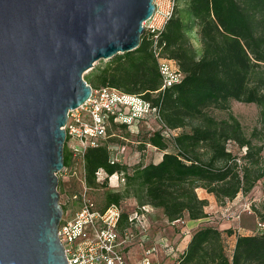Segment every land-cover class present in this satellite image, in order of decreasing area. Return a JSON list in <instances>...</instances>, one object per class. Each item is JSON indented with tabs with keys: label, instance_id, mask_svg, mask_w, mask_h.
<instances>
[{
	"label": "trees",
	"instance_id": "1",
	"mask_svg": "<svg viewBox=\"0 0 264 264\" xmlns=\"http://www.w3.org/2000/svg\"><path fill=\"white\" fill-rule=\"evenodd\" d=\"M161 43L186 74L164 91L157 92L162 78L146 34L139 47L117 54L85 80L93 88H114L151 101L159 108L161 120L171 129H180L179 133L169 142L159 130L144 132L142 144L163 151L158 161L147 164L112 163L106 146L88 148L85 181L91 187L107 186V179L97 181L101 168L109 176L123 175V188L107 191L103 208L133 198L139 210L143 206L162 209L171 223L184 217L207 218L209 200L198 189L225 204L251 192L261 180L264 187V0H177ZM231 100L257 104L261 128L247 136L232 112L224 118L209 113L210 108L229 110ZM124 130L131 133L112 121L110 140L129 141L120 134ZM169 143L176 151H166ZM230 145L241 151L234 152ZM71 162L65 143L64 164ZM253 210L264 222V196L261 207ZM132 213L124 210L119 224L122 233L133 226ZM226 232L234 234L230 227ZM235 235L229 249L224 231L202 226L173 264H264V231Z\"/></svg>",
	"mask_w": 264,
	"mask_h": 264
},
{
	"label": "water",
	"instance_id": "2",
	"mask_svg": "<svg viewBox=\"0 0 264 264\" xmlns=\"http://www.w3.org/2000/svg\"><path fill=\"white\" fill-rule=\"evenodd\" d=\"M153 0H0V264H68L59 238L68 113L84 73L140 46Z\"/></svg>",
	"mask_w": 264,
	"mask_h": 264
},
{
	"label": "built area",
	"instance_id": "3",
	"mask_svg": "<svg viewBox=\"0 0 264 264\" xmlns=\"http://www.w3.org/2000/svg\"><path fill=\"white\" fill-rule=\"evenodd\" d=\"M153 3L154 13L143 26L162 78L161 87L157 90L160 92L180 83L186 74L177 61L165 53L161 43V35L177 8V0H153ZM152 117L156 127L146 131L138 129L143 121ZM112 121L125 125L130 132L136 133L137 139L132 141L134 144H142V134L151 130H159L169 142L180 131L171 129L161 120L159 108L153 106L151 101L114 88L92 87L90 97L82 105L69 111L67 123L63 127L72 161L76 157L84 161V154L90 147L106 146L111 153L112 163L125 164L123 154L126 143L110 140L114 135L110 132ZM146 147L159 150L147 143ZM113 176L125 182L123 175L118 173L109 176L103 168L97 171V181L100 183ZM73 199L79 200V196L76 194ZM124 210L122 203H111L103 208L91 199H83L72 217H65L63 213L58 235L68 264H130L125 250L130 246L128 242L134 225L143 223L148 209L143 206L141 210H135L130 217L133 226L122 233L119 224ZM156 251V245L147 247L137 264H160L152 257Z\"/></svg>",
	"mask_w": 264,
	"mask_h": 264
},
{
	"label": "rangeland",
	"instance_id": "4",
	"mask_svg": "<svg viewBox=\"0 0 264 264\" xmlns=\"http://www.w3.org/2000/svg\"><path fill=\"white\" fill-rule=\"evenodd\" d=\"M193 41L197 44L195 38H193ZM110 61L111 59H103L95 62L93 68L84 73V78L90 73H98L99 70ZM229 106V110L210 108L209 113L218 118H224L228 116L229 112H232L241 122L247 136L251 135L254 128H261L260 108L257 104L231 100ZM153 127H156V122L152 117L143 121L138 129L146 131ZM120 134L129 138V141L125 142L126 148L123 154V161L128 165L156 162L163 154V151L131 142L137 139L135 132L127 133V131L124 130L120 132ZM115 138L116 141H122L119 137ZM229 147L234 152L238 153L241 151L234 145H230ZM166 151L176 150L173 144L169 143V147ZM58 177L60 181V184H58L60 203L62 206H65L64 216L68 218L72 217L78 210L80 202L83 199H91L95 201L99 207H103L105 205L106 192L110 190H121L124 185L121 179L118 180L116 176H113L109 180L107 179L108 184L105 187L101 184L97 187L89 186L85 181L84 161L79 157L74 158L71 165L64 167L58 173ZM198 193L201 197L204 195L206 196L205 191L202 189H198ZM76 194L79 196V200L73 199V196ZM263 196L264 187L263 180H261L251 192L239 194L234 200L227 201L225 204H216L212 198V202L209 201V205L206 207L211 217L200 222V224L195 226L191 231L193 232L197 228L206 226L205 224L214 225L224 231L226 244L229 249H231L236 239L235 232L252 234L264 231V222L253 210V207H261ZM122 205L125 211L129 213L139 209L136 200L133 198H126L122 201ZM147 209L143 223L137 226L134 225L133 227L132 235L128 242L130 248L127 247L125 250L126 256L130 264H137L144 256L145 249L150 245H156L157 251L152 257L160 264H173L180 255L177 250L179 241L173 238L183 232L185 223L178 222L176 225L168 224L162 214V209H156L150 206H147ZM259 223H261V226ZM228 227L233 229L234 234L227 235L226 229Z\"/></svg>",
	"mask_w": 264,
	"mask_h": 264
},
{
	"label": "crops",
	"instance_id": "5",
	"mask_svg": "<svg viewBox=\"0 0 264 264\" xmlns=\"http://www.w3.org/2000/svg\"><path fill=\"white\" fill-rule=\"evenodd\" d=\"M161 158V157H160ZM202 189L203 191H205V194L206 196L204 195L202 198H207L210 202H212V198L214 199V201L216 202L217 204V200L215 198V196L213 194H210L208 193L205 189L203 188H200ZM206 211L209 213L208 209L206 208ZM163 214V213H162ZM164 216V214H163ZM211 216H210V213H209V216L207 218H203V219H198V220H191L189 219L188 217H184L183 219H179L175 222H169L167 220V218L164 216L166 222L168 224H171V225H176L178 222H183V224L185 223V227H184V230L183 232L179 233L178 236H181V237H174L173 239H175L176 241H179V244L177 246V250L179 251V253L181 254L185 249L186 247L188 246V243L191 239V236L192 234L199 228H197L195 231H191L195 226H197L198 224H200V222H203L205 219H209ZM207 225V224H205ZM229 228V227H228ZM179 238V239H178Z\"/></svg>",
	"mask_w": 264,
	"mask_h": 264
}]
</instances>
